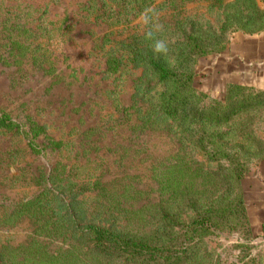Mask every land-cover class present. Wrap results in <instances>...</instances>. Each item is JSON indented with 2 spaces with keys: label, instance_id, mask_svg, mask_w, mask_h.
<instances>
[{
  "label": "rangeland",
  "instance_id": "1",
  "mask_svg": "<svg viewBox=\"0 0 264 264\" xmlns=\"http://www.w3.org/2000/svg\"><path fill=\"white\" fill-rule=\"evenodd\" d=\"M181 26L204 51L186 65ZM260 30L264 0H0V264H135L76 232L91 221L160 238L163 212L180 228L191 201L239 196L247 223L231 214L235 229L196 236L172 264H264L248 210L264 172V89L231 88L235 109L226 83L198 77L234 35ZM147 55L187 68L182 94L210 116L185 118L186 105L162 116L166 86L150 82Z\"/></svg>",
  "mask_w": 264,
  "mask_h": 264
},
{
  "label": "trees",
  "instance_id": "2",
  "mask_svg": "<svg viewBox=\"0 0 264 264\" xmlns=\"http://www.w3.org/2000/svg\"><path fill=\"white\" fill-rule=\"evenodd\" d=\"M182 37L177 39V43L182 45V49L178 51L179 59L181 62H185L181 65H186L187 60L190 58H184L187 53H203L201 45H196L198 42L191 40L189 42V33H186L183 26L179 28ZM197 46V49L194 47ZM176 57V55H175ZM178 57V56H177ZM182 57V58H181ZM145 60L152 71L153 80L156 84H164L166 87L159 93L158 104L161 108V115L178 118L177 108L181 106H188L183 116L191 115V118L198 115L209 117L210 113H205V110L199 107L191 105V98L188 94H182L193 88L191 72L185 69H179L175 61L173 65H168L166 59L152 58L147 55ZM142 85H146L142 83ZM241 84L234 81H227L225 84V99L227 105L233 106L235 109L240 105L233 99H230L229 90L231 88H239ZM260 89V88H258ZM262 91V90H258ZM263 92V91H262ZM178 106V107H176ZM190 120V119H189ZM237 176L236 178H238ZM187 208H191L193 211L192 217L189 222L181 223L180 228H175L176 221L171 217L169 213L162 214L163 219L161 223H168L169 230L164 236L160 238L136 235L131 232L123 230L121 227H114L113 225L102 226L99 224H93L91 221H87L81 227L78 233L88 238L92 248L102 254L120 256L135 264H172L180 263L185 259V251L190 243L194 242L200 235L212 231H224L236 228V225L227 223L229 216L234 214L237 219L243 220L244 225L247 223L246 213L242 198L239 196L228 204L227 200L220 201L219 203H207L206 201L201 204H195L191 201ZM165 226V225H164ZM211 231V232H212ZM197 236V237H196Z\"/></svg>",
  "mask_w": 264,
  "mask_h": 264
},
{
  "label": "crops",
  "instance_id": "3",
  "mask_svg": "<svg viewBox=\"0 0 264 264\" xmlns=\"http://www.w3.org/2000/svg\"><path fill=\"white\" fill-rule=\"evenodd\" d=\"M199 68L198 77L202 75L204 83L214 91L227 81L264 89V30L234 35L223 51L207 57ZM255 185L248 210L257 221V227L264 232V172Z\"/></svg>",
  "mask_w": 264,
  "mask_h": 264
},
{
  "label": "clouds",
  "instance_id": "4",
  "mask_svg": "<svg viewBox=\"0 0 264 264\" xmlns=\"http://www.w3.org/2000/svg\"><path fill=\"white\" fill-rule=\"evenodd\" d=\"M162 47H163L162 45L158 44L157 45V50H160V48H162Z\"/></svg>",
  "mask_w": 264,
  "mask_h": 264
}]
</instances>
